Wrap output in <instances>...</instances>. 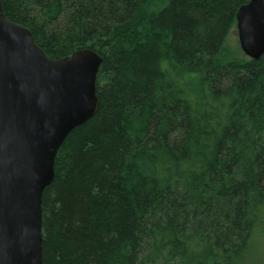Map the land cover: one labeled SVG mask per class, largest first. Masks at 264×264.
I'll list each match as a JSON object with an SVG mask.
<instances>
[{"label": "trees", "instance_id": "trees-1", "mask_svg": "<svg viewBox=\"0 0 264 264\" xmlns=\"http://www.w3.org/2000/svg\"><path fill=\"white\" fill-rule=\"evenodd\" d=\"M249 1L1 0L50 59L101 58L43 195V264H251L264 55L228 47Z\"/></svg>", "mask_w": 264, "mask_h": 264}, {"label": "water", "instance_id": "water-1", "mask_svg": "<svg viewBox=\"0 0 264 264\" xmlns=\"http://www.w3.org/2000/svg\"><path fill=\"white\" fill-rule=\"evenodd\" d=\"M243 52L264 55V0L236 15ZM101 58L91 49L50 59L0 0V264H43L45 190L59 150L99 109Z\"/></svg>", "mask_w": 264, "mask_h": 264}, {"label": "rangeland", "instance_id": "rangeland-1", "mask_svg": "<svg viewBox=\"0 0 264 264\" xmlns=\"http://www.w3.org/2000/svg\"><path fill=\"white\" fill-rule=\"evenodd\" d=\"M228 47L240 58H249L242 50L237 26L232 30ZM251 264H264V220L254 237V247Z\"/></svg>", "mask_w": 264, "mask_h": 264}]
</instances>
